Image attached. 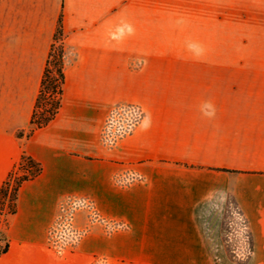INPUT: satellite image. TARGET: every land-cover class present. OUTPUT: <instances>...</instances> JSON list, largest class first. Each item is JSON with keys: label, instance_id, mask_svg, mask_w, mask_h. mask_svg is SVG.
I'll return each mask as SVG.
<instances>
[{"label": "crops", "instance_id": "obj_1", "mask_svg": "<svg viewBox=\"0 0 264 264\" xmlns=\"http://www.w3.org/2000/svg\"><path fill=\"white\" fill-rule=\"evenodd\" d=\"M60 17L61 105L27 134ZM117 105L143 116L109 144ZM23 153L0 264H230L228 194L264 264V0H0V188ZM68 199L99 220L64 252Z\"/></svg>", "mask_w": 264, "mask_h": 264}, {"label": "trees", "instance_id": "obj_2", "mask_svg": "<svg viewBox=\"0 0 264 264\" xmlns=\"http://www.w3.org/2000/svg\"><path fill=\"white\" fill-rule=\"evenodd\" d=\"M63 30L61 24V17L58 20L57 28L54 33L53 43L50 47L46 66L40 83L39 93L37 95L34 110L30 120L29 134L34 129L44 127L57 114L62 97V86L64 83L63 74ZM24 133L19 132L18 137H23ZM116 139L113 141V143ZM42 171L41 165L33 158L26 154H22L19 162L15 165L13 170L8 174L6 180L0 188V212L6 211L8 215L16 212L17 195L21 185L38 176ZM233 204L237 211L238 205L231 194L227 196L226 207ZM248 238V255L243 262H235L236 264H246L250 257L253 245L249 234ZM7 244H4L2 251L5 252ZM228 258L234 257L228 249H226Z\"/></svg>", "mask_w": 264, "mask_h": 264}, {"label": "rangeland", "instance_id": "obj_3", "mask_svg": "<svg viewBox=\"0 0 264 264\" xmlns=\"http://www.w3.org/2000/svg\"><path fill=\"white\" fill-rule=\"evenodd\" d=\"M110 118V116H108ZM107 118V119H108ZM114 135L113 137H116ZM110 138H105L109 141ZM93 209L89 210L84 206H79L76 208L66 207L63 211H60L58 223L54 227V232L60 231L62 222L68 219L71 227L69 232L66 231L61 235H57L52 240L54 247L60 251H72L75 247L76 241L88 232L95 219L93 216ZM8 216V213H7ZM5 225V224H4ZM115 225H112V228ZM79 232L78 238H74L71 232ZM246 230L242 222L241 216L233 204H229L224 209V219L222 225V240L224 243L225 250L228 249L229 252L234 255L232 258H228L230 264H236L237 262L246 260L248 255V238L246 235ZM236 262V263H235ZM93 264H104L100 259H94ZM107 264V263H105Z\"/></svg>", "mask_w": 264, "mask_h": 264}, {"label": "built area", "instance_id": "obj_4", "mask_svg": "<svg viewBox=\"0 0 264 264\" xmlns=\"http://www.w3.org/2000/svg\"><path fill=\"white\" fill-rule=\"evenodd\" d=\"M110 118L107 119L105 129H104V140L105 138H110L109 141H106L109 144H113V141L118 139L120 136L129 133L142 119V112L138 108V106L135 105H117L115 106L110 114ZM114 135H117L116 137H113ZM79 206H84L85 208L91 210L92 206L91 203L85 199H68L64 203H62L60 207V211H63L66 207L76 208ZM94 219L99 220L97 214L95 212H92ZM60 214V212H59ZM7 213L6 211L0 212V229L2 226H4L6 221ZM60 216L58 215V218ZM58 218L56 220L55 225L58 223ZM54 225V227H55ZM54 227L51 231V241L56 237L57 235H61L62 233L70 230V223L68 222V219L64 220L62 222V225L60 227V231L54 232ZM72 237L78 238L79 232H71ZM53 244V242H52ZM3 245L0 246V254L3 253ZM54 246V244H53Z\"/></svg>", "mask_w": 264, "mask_h": 264}]
</instances>
